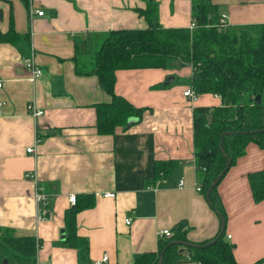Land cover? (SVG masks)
<instances>
[{"label": "crops", "instance_id": "0c3cea01", "mask_svg": "<svg viewBox=\"0 0 264 264\" xmlns=\"http://www.w3.org/2000/svg\"><path fill=\"white\" fill-rule=\"evenodd\" d=\"M156 1L163 26H189L193 0ZM210 1L229 24L264 22V0ZM145 4L0 0V31H8L12 20L20 35L16 42L0 41V226L40 239L30 264H78L77 249L61 238L70 193L94 197L92 206L76 214L77 234L88 240L91 264L104 252L108 260L103 264H132L134 255L156 250L160 229H172L182 220L193 241L213 236L220 227L205 194L196 190L200 174L192 109L221 100L212 93L183 95L191 87L189 65L117 69L114 91L144 110L140 120L117 126L111 134L96 129L95 104L110 96L91 72L93 55L109 30L145 27L137 11ZM30 5L43 13L30 16ZM30 47L42 69L33 80L23 65ZM168 75L174 76L169 83ZM30 105L42 113L32 115ZM37 130L45 135L40 142H35ZM28 146L34 151L27 152ZM162 160L174 164L156 178L155 164ZM263 160L264 149L248 143L217 185L226 214L225 237L237 264H264L257 262L264 257V199L253 201L247 180ZM27 172L48 194L50 219L36 221L34 181ZM104 192L114 196H102Z\"/></svg>", "mask_w": 264, "mask_h": 264}, {"label": "trees", "instance_id": "16d2710c", "mask_svg": "<svg viewBox=\"0 0 264 264\" xmlns=\"http://www.w3.org/2000/svg\"><path fill=\"white\" fill-rule=\"evenodd\" d=\"M137 11L145 19L146 26L109 30L93 55L91 72L110 96L108 102L95 104L96 129L99 133L111 134L117 126L128 127L130 117L140 120L144 110L114 91L117 69L189 65L192 69L190 86L194 93L216 94L221 100L218 105L194 106L192 126L201 191L219 219L222 217L225 222L226 214L217 190L220 179L244 153L248 143L264 149V22L220 24L217 5L210 0L192 1L193 28L163 26L158 21L156 0H146L145 7ZM19 37L12 20L8 31H0V41L16 42ZM258 94L260 100L256 101ZM36 134L41 140L45 136L38 130ZM228 158L230 164L226 167ZM173 164V160L157 161L155 177H162ZM221 172L219 181L206 194ZM247 180L253 201L263 200L264 160L259 170L247 174ZM93 203L91 195L76 196L75 203L64 210L62 243L77 249L78 264L91 263L88 240L77 234L76 214ZM186 226L184 220L177 222L170 237L159 238L156 250L134 255L132 264H156L162 250L160 264H237L233 246L225 237V228L220 234L219 227L213 236L193 241L187 238ZM170 240L189 244H168ZM40 244V239L33 235H17L12 228L0 226V255H7L0 258L1 264L12 261L13 264H30ZM263 260L264 257L257 262Z\"/></svg>", "mask_w": 264, "mask_h": 264}, {"label": "built area", "instance_id": "2783aa9c", "mask_svg": "<svg viewBox=\"0 0 264 264\" xmlns=\"http://www.w3.org/2000/svg\"><path fill=\"white\" fill-rule=\"evenodd\" d=\"M37 14V15H41L43 13L42 10L40 9H33V7L30 5L29 6V14L30 16H32L33 14ZM218 22L220 24L226 23V14L225 13H220L219 17H218ZM195 24L190 21L189 23V28H193ZM35 51L32 47H30V50L28 52L27 56H24L23 58V65L26 68V70L29 73V78L31 80L35 79L36 77L42 75V69L37 65V63L35 62ZM2 85V81L0 80V87ZM183 95L188 96L189 98H194L196 96V94L194 93L192 87H187L183 90ZM32 108V115L37 116L39 114L42 113V110L40 109H33V107L30 105L29 109ZM41 139L40 137L36 134V138H35V142H40ZM26 151L27 152H31L34 151L33 146H28L26 147ZM27 177H31L33 179V173L32 172H27L26 173ZM34 181V190H33V199L35 202V218L36 221H43L46 219H50L51 218V213L48 210V194L45 193L44 191H42V189L40 188L38 181H36V179H33ZM179 184H183L182 179L179 180ZM196 190H201V185L200 184H196ZM102 196H107V197H112L114 196L113 192H104L102 193ZM76 200V195H74L73 193H70L68 195V201L71 205H73L75 203ZM125 223L128 224L130 223V218L127 217L124 219ZM172 231L169 228H162L158 231V237L159 238H168L170 237ZM228 238L231 236L229 233L226 235ZM108 260V254L106 252H104L101 257H99L98 259H96L94 261L93 264H103Z\"/></svg>", "mask_w": 264, "mask_h": 264}, {"label": "water", "instance_id": "95a60500", "mask_svg": "<svg viewBox=\"0 0 264 264\" xmlns=\"http://www.w3.org/2000/svg\"><path fill=\"white\" fill-rule=\"evenodd\" d=\"M174 76L173 75H168L165 79V82H171L173 80ZM260 100V94H258L256 96V101H259ZM137 121V119L135 117H130L128 119V124H133ZM230 164V158L227 159V165L226 167H228ZM223 174V172H221L218 176L215 177V179H213V181L211 182V184L209 185L207 191H206V194L209 193V190L212 186H214L220 179V176ZM224 229V218L221 217L220 219V229L218 231V233L220 234ZM61 238H64V235H63V229L61 230ZM215 239H212L211 241H214ZM171 243H182V244H189V242H183V241H178V240H170L168 241V244H171ZM162 255H163V250L160 252L159 254V257H158V260L156 262V264H160L161 263V260H162Z\"/></svg>", "mask_w": 264, "mask_h": 264}, {"label": "rangeland", "instance_id": "374dc122", "mask_svg": "<svg viewBox=\"0 0 264 264\" xmlns=\"http://www.w3.org/2000/svg\"><path fill=\"white\" fill-rule=\"evenodd\" d=\"M226 22L228 23V20H227V19H226ZM174 66H175V67H178V66L175 65V64H174ZM167 68L172 69V64L169 65ZM180 78H181V77H180ZM182 82H183V81H182L181 79L178 80V83H182ZM5 256H7L6 253H2V254L0 255V258H1V257H5ZM3 261H4V259H3ZM0 264H1V261H0ZM8 264H9V263H8Z\"/></svg>", "mask_w": 264, "mask_h": 264}]
</instances>
